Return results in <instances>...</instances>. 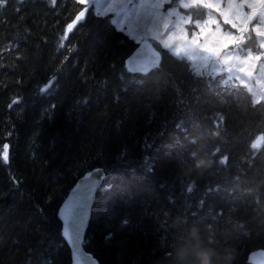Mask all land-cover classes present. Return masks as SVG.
<instances>
[{"label": "trees", "instance_id": "trees-1", "mask_svg": "<svg viewBox=\"0 0 264 264\" xmlns=\"http://www.w3.org/2000/svg\"><path fill=\"white\" fill-rule=\"evenodd\" d=\"M82 7L74 0H57L55 7L48 0H8L0 8V49H13L0 57V147L11 146L10 162L0 161V264H72L57 211L76 180L95 167H103L105 177L83 245L99 264L178 261L194 225L214 238V247H232L233 264H252L248 255L264 249V228L241 201L248 189L260 193L258 215L264 213V146L255 156L249 147L264 133L261 106L252 108L243 88L238 97H208L205 108L227 116L220 135L187 127L212 164L180 174L188 154L181 153L182 133L174 124L188 118L168 101L173 82L187 90L200 78L164 49L163 73L129 71L125 61L137 42L116 31L111 14L98 17L91 9L58 50L65 25ZM54 76L59 79L50 91L40 93ZM196 119L212 130L199 113ZM223 155L227 167L218 165Z\"/></svg>", "mask_w": 264, "mask_h": 264}, {"label": "snow or ice", "instance_id": "snow-or-ice-1", "mask_svg": "<svg viewBox=\"0 0 264 264\" xmlns=\"http://www.w3.org/2000/svg\"><path fill=\"white\" fill-rule=\"evenodd\" d=\"M19 3L23 4L25 0H18ZM49 4L53 7L57 5V0H48ZM76 4L83 5V7L77 12L75 17L71 22L67 23L64 28V34L61 37V42L59 44L58 50L64 49L66 47L65 41L69 40L71 37L70 33L73 32L74 28L78 24H81L86 20L87 14L91 9L96 16H107L109 12L114 13V16L111 18V24L115 26L116 31L127 32L128 35H131V29L125 28V21L130 20L133 16L138 17L139 13L135 11L136 5H133L132 8H129L131 0H105V4L102 6L97 3V0H74ZM179 6L188 9L191 7H205V8H217L218 4H213L208 2V0H178ZM8 0H0V8H3L7 5ZM165 3H172V0H154V2L145 4L144 0H141L139 7L143 8L145 6L153 9L154 11L150 13L151 26L147 28L146 32L151 34V39L157 41L158 45L164 49L168 50V54L176 57L181 63L191 71L192 76L200 78L197 84L189 87L185 90L180 86L179 83L173 82V93L174 96L171 100L168 101L169 106L175 108L177 112L181 114L182 117H187L185 120L183 118L175 122V129L179 130L182 135L180 140L183 143L180 144L181 153H187L193 151V147L197 143V139L194 136H191L188 132L187 124L191 123L193 129L199 128L205 132L206 135L219 136L220 129L222 125L225 124L226 114L223 112L211 113L205 108V105L209 103L208 97L210 96H240L242 94L241 88L246 90V93L249 94L251 99L252 108H256L257 105H260L259 111H264V85H261L259 90L253 87L250 84L252 78L251 72H247L246 76L237 75V71L244 72L245 67L253 61H261L264 57V52H259L254 54V47L258 46L261 49H264V0H240L237 4L235 0H229L228 7L234 8V15L239 22H233V19H230L227 14L221 12V15L224 17V23L231 24V27L236 29V34L228 32L223 38V46L227 47L228 42H232L231 51L224 52L221 54L220 48L213 46L212 48L204 47L201 51L199 47L193 49L190 45H186L181 49L179 44H170L169 39L175 34L177 28L182 24L193 23L191 16L184 17L180 15L175 8H170L165 13H161L160 9ZM250 9L247 14L242 12L244 7ZM16 12H20V8L16 9ZM175 16L176 19L173 21L171 18ZM258 18V19H257ZM257 19V23L253 26L251 33L248 30V25ZM216 23V21L209 14L208 20L201 23L199 20L195 21V27L200 29L203 32L204 28L210 24ZM163 26L164 31L168 32V36L161 40L163 32L160 31V26ZM169 25H171V31L169 30ZM216 31H220V25L217 23ZM254 33V36L252 35ZM196 33L193 32V37L195 38ZM144 43H147V36L141 38ZM194 42V40H193ZM207 42H205V45ZM10 47L8 49H0V57H2L3 52L12 51ZM71 52V48L68 49ZM22 57L17 53L16 59L20 60ZM69 56L64 57V61H67ZM134 59V58H133ZM212 61L213 70L219 71L217 65L222 62L233 61V63L225 68V71L230 72L231 74L227 77L220 76L217 80L212 72L201 71L202 68H206L208 62ZM127 64V62H126ZM254 66V65H253ZM3 67V65H0ZM155 70L157 73H163L164 68L162 64V57L159 51L153 49V57L147 58L141 62H138V66L134 69H129V71H139L145 76L149 72ZM261 70L264 72V63L261 64ZM59 77H52L51 79L44 82V86L39 88L40 93H48L52 86L56 83ZM235 79L239 83H230ZM19 82V81H18ZM143 83V81H139ZM203 83V87H200V83ZM257 84L260 85V80H257ZM158 99L160 97H157ZM20 98L17 97L13 99L12 103L9 104V108H12L13 105L18 104ZM220 104L226 103L223 99L218 101ZM53 108L55 105L52 106ZM199 113L200 121H210L212 130H205L202 123L197 121L196 116ZM166 133H161L165 135ZM264 141V133H261L255 139L252 140L250 144V149L253 151V156L260 151ZM10 144L3 143L0 147V161L4 164L10 162ZM221 149L217 147L211 155L215 157ZM229 161L228 155H223L218 160L219 166L227 167ZM185 163L190 162L187 159L184 160ZM144 164L149 167L151 170L150 158L145 157ZM249 166L251 167L252 161H248ZM14 185H19L20 181L15 177L10 178ZM104 179V170L96 169L90 171L83 177V182L76 185V189L79 191L75 199L69 197L67 201L64 202L63 206L59 209L58 216L63 221V233L68 237L74 247V259L76 264H80V261L83 260L84 264H91L89 257H86L82 254L80 245H81V233L84 228L85 216L87 214L88 201L90 200L94 189L98 186L99 182ZM236 181H240V176L235 177ZM74 189V191H76ZM193 186L189 185L187 191L191 192ZM209 192L212 191L211 188L208 189ZM245 199L241 201L244 205L245 211L249 214L251 220L257 221L260 205L262 203V195L258 192H253V190L248 189L244 193ZM203 205L204 200L200 201ZM42 214V209L38 210ZM235 211V209H233ZM222 214V213H221Z\"/></svg>", "mask_w": 264, "mask_h": 264}, {"label": "rangeland", "instance_id": "rangeland-1", "mask_svg": "<svg viewBox=\"0 0 264 264\" xmlns=\"http://www.w3.org/2000/svg\"><path fill=\"white\" fill-rule=\"evenodd\" d=\"M141 0H131V3L129 4V8L131 9L133 5H136L135 11L139 13V16H133L130 20L125 21V28L126 29H131V37L135 42H140L142 41V37L147 36V40L154 43L157 47L164 49L158 45L157 41H153L151 39V34L147 33L146 30L148 27L151 26V15L154 10L145 6L143 8L139 7ZM145 4L147 5L148 3L154 2V0H144ZM208 2L213 3V4H218V9L217 8H200V7H191L190 10L184 11L179 7V2L178 0H172V3H165L163 7L160 9L161 13L167 12L168 9L170 8H175L176 11L184 16L188 17L189 15L191 16V19L193 23L189 24H182L179 28L176 29L175 34L172 36L171 39L168 40L170 44H179L181 49H183L186 45H190L194 50L197 49V47L200 48L202 51L203 48L206 46L208 48H212L214 45L220 48L221 54L227 51H231L232 48V42H228V46L224 47L223 46V38L228 32H232L233 34H236L237 30L231 27V24H226L224 23V17L221 15V12H224L225 14L228 15L230 19H233V22H239L238 19L234 15V8H229V0H208ZM240 0H235V3H239ZM97 3L100 5L105 4V0H97ZM250 11L249 8L246 6L243 8L242 12L244 14H247ZM108 14H111L112 17L114 16V13L109 12ZM209 14L212 16V18L216 21V23H210L208 24L203 32L200 31V29L195 27V21L199 20L201 23L204 21L208 20ZM173 21H175L176 17L173 16L171 18ZM258 19V18H257ZM217 23L220 25V31H216V26ZM257 23V20L251 24L249 27V32L251 33V30L253 26ZM160 31H162L164 34L161 36V40L165 39L168 36V32L164 31L163 26H160ZM171 31V25H169V30ZM193 32L196 33L195 38L193 37ZM254 36V33H252ZM194 40V42H193ZM205 42L207 44L205 45ZM166 50L168 54V50ZM254 54L259 53V52H264V49L259 48L258 46L254 47L253 49ZM169 55V54H168ZM233 63V61H227V62H222L221 64L217 65V69L219 71H214L213 70V64L212 61L208 62L207 68L212 74L214 75H219V76H224L227 77L231 73L228 71H225L224 69L230 66ZM264 63V57H262L261 61H253L250 62L248 66L245 67L244 72H239L237 71V75L240 76H246L247 72H251L252 78L250 80V84L257 88L261 87V85H264V72L261 70V64ZM254 65V66H253ZM204 68L201 69V71ZM257 80H260L261 84H257ZM230 83H239L235 79L231 81Z\"/></svg>", "mask_w": 264, "mask_h": 264}, {"label": "clouds", "instance_id": "clouds-1", "mask_svg": "<svg viewBox=\"0 0 264 264\" xmlns=\"http://www.w3.org/2000/svg\"><path fill=\"white\" fill-rule=\"evenodd\" d=\"M205 148L203 143L197 141L194 150L188 154L190 162L180 161L179 173L188 175L210 167L212 159ZM257 222L264 228V213L258 215ZM214 243V238L210 234L203 236L200 229L194 225L186 232L182 258L178 261L173 259L169 264H233L235 250L230 246L217 248L213 246Z\"/></svg>", "mask_w": 264, "mask_h": 264}, {"label": "water", "instance_id": "water-1", "mask_svg": "<svg viewBox=\"0 0 264 264\" xmlns=\"http://www.w3.org/2000/svg\"><path fill=\"white\" fill-rule=\"evenodd\" d=\"M254 21H255V19H253V21L250 24H252ZM154 48L156 49V51H159L161 53V57H163L162 51L159 50L158 48H156L153 45L152 42L148 41L147 43H144L143 40L138 42L136 47L129 54V56L126 58V61H125V63L127 62L126 67L128 69H134V68H136L138 66V62H141V61H143V60H145L147 58L153 57V49ZM132 72H139V71H132ZM96 169H102V168H100V167L93 168V169L87 171L82 177H80L76 181V183L72 186V188L69 190V192L67 193V195L65 196V198L61 202V204H60V206L58 208V212H59V209L63 206L64 202L67 201L69 197H72L73 199H75V197L77 195V192L79 191L78 189H76V185L83 182V177L85 175H87L88 172L96 170ZM101 183H102V180L99 182L98 186L94 189L93 194H92L90 200L88 201L87 214L85 216V221H84V228H83V231L81 233L80 249H81V252H82V254L84 256L90 258L91 264H99V262L91 253H89V252H87L85 250L83 243H84L86 230H87V227H88V224H89V220H90V217H91L92 207H93L95 195H96V192H97L99 186L101 185ZM74 189H76V191H74ZM58 212H57V214H58ZM59 219L61 220V223H62V235L65 238V240L68 243V245L70 247V250H71V262H72V264H76V260L74 259V247H73V244H72L71 240L64 235V233H63V221H62V219L60 217H59ZM248 260L252 264H262V263H264V250L255 249V250L251 251L249 253V255H248ZM80 264H84L83 260L80 261Z\"/></svg>", "mask_w": 264, "mask_h": 264}, {"label": "bare ground", "instance_id": "bare-ground-1", "mask_svg": "<svg viewBox=\"0 0 264 264\" xmlns=\"http://www.w3.org/2000/svg\"><path fill=\"white\" fill-rule=\"evenodd\" d=\"M38 7H39V6H38ZM95 168H97V167H95ZM100 168H102V169L104 170L103 167H100ZM88 171H89V170H88ZM85 173H86V172H85ZM85 173H84V174H85ZM84 174H83V175H84ZM83 175H82V176H83ZM82 176H81V177H82ZM104 177H105V170H104ZM79 178H80V177H79ZM79 178H78V179H79ZM78 179H77V180H78ZM77 180H76V181H77ZM103 180H104V179H103ZM103 180H102V183H103ZM75 183H76V182H75ZM75 183H74V184H75ZM102 183H101V185H102ZM74 184H73V185H74ZM101 185L99 186V188L101 187ZM71 188H72V187H71ZM99 188H98V190H99ZM98 190H97V191H98ZM243 191H244V190H243ZM204 192H205V190H204ZM208 192H209V191H208ZM241 192H242V190H241ZM241 192H239V193H241ZM96 194H97V192H96ZM205 194H207V193L205 192ZM241 194H243V193H241ZM193 195H194V194H193ZM208 195H209V194H208ZM210 195H211V194H210ZM238 195H239V194H238ZM243 195H244V194H243ZM95 197H96V195H95ZM207 197H208V196H207ZM94 200H95V199H94ZM59 206H60V205H59ZM57 212H58V211H57ZM91 215H92V214H91ZM217 217H219V216H217ZM222 217H223V216H222ZM214 218H215V217H214ZM90 219H91V217H90ZM220 219H221V218H220ZM216 220H218V219H216ZM220 221H221V220H220ZM89 222H90V220H89ZM219 224H220V223H219ZM88 225H89V224H88ZM215 225H217V224L215 223ZM87 229H88V227H87ZM86 231H87V230H86ZM62 236H63V235H62ZM63 238H64V237H63ZM64 240H65V238H64ZM65 241H66V240H65ZM66 243H67V242H66ZM67 245H68V243H67ZM261 246H262V245H261ZM261 246H260V247H261ZM68 247H69V245H68ZM257 247H258V245H257ZM250 248H251V247H250ZM69 249H70V247H69ZM254 249H255V246H254ZM256 249H258V248H256ZM262 250H264V249H262ZM181 253H182V252H181ZM245 253L247 254V252H245ZM70 256H71V250H70ZM246 256H247V255H246ZM244 261H245V259H244ZM248 263H249V261H248ZM246 264H247V263H246ZM262 264H263V263H262Z\"/></svg>", "mask_w": 264, "mask_h": 264}, {"label": "flooded vegetation", "instance_id": "flooded-vegetation-1", "mask_svg": "<svg viewBox=\"0 0 264 264\" xmlns=\"http://www.w3.org/2000/svg\"><path fill=\"white\" fill-rule=\"evenodd\" d=\"M179 7H180L182 10H184V11H188V10L191 9V8L185 9V8H183V7H181V6H179ZM200 8L202 9V8H205V7H202V6H201ZM248 29H249V28H248Z\"/></svg>", "mask_w": 264, "mask_h": 264}]
</instances>
